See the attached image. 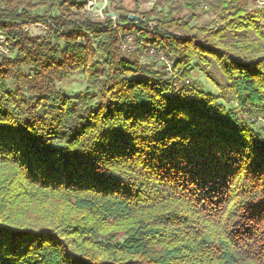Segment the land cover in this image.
Returning a JSON list of instances; mask_svg holds the SVG:
<instances>
[{
	"label": "trees",
	"instance_id": "16d2710c",
	"mask_svg": "<svg viewBox=\"0 0 264 264\" xmlns=\"http://www.w3.org/2000/svg\"><path fill=\"white\" fill-rule=\"evenodd\" d=\"M88 2L0 0V264H264V4Z\"/></svg>",
	"mask_w": 264,
	"mask_h": 264
},
{
	"label": "rangeland",
	"instance_id": "374dc122",
	"mask_svg": "<svg viewBox=\"0 0 264 264\" xmlns=\"http://www.w3.org/2000/svg\"><path fill=\"white\" fill-rule=\"evenodd\" d=\"M264 0H248L247 4L249 7H254L255 5H263ZM149 0H140V6L142 10H148L152 7H148ZM96 8L93 12V14L96 17L97 21H102V18L99 16L98 9H100L101 4H96ZM123 6L124 8L128 9L131 12H134L136 9V3L131 2L127 4H121V5H113L111 6V9L114 10L115 7ZM194 16V23L195 24H208L212 20L213 12H203V11H196L192 8H184L183 11L180 12V15H184L187 18H190L191 16ZM3 48L0 47V50ZM155 60L153 57L152 60ZM156 62L159 64V66H163L164 63L158 59H156ZM217 78L221 82L223 86L227 84L225 78L222 76V74L218 71H216ZM193 84H195L201 91L206 93H211L217 96H221L222 92L217 88L214 84H212L199 70H196L193 73V78L191 80ZM62 90L69 95H77L83 92L87 88V84L84 81L83 75L81 74H75L69 81L63 83L60 85Z\"/></svg>",
	"mask_w": 264,
	"mask_h": 264
},
{
	"label": "built area",
	"instance_id": "2783aa9c",
	"mask_svg": "<svg viewBox=\"0 0 264 264\" xmlns=\"http://www.w3.org/2000/svg\"><path fill=\"white\" fill-rule=\"evenodd\" d=\"M157 0H149L148 7H153ZM190 2H196L199 4L200 9L202 10H208L209 9V1L210 0H188ZM131 2H140V0H89L86 8L85 13H87L89 16H91L94 20H96L95 15L93 14L96 4H101L100 9H98L99 16L102 18V21H105L106 19H113L114 21L118 20V16L116 15L115 11L111 9V6L113 5H121V4H127ZM264 4V3H263ZM109 11V13H107ZM130 18V17H129ZM127 47V46H125ZM128 50L131 49V47L127 48ZM150 53L152 55L155 54L154 50H151ZM168 70L171 72V63L166 62Z\"/></svg>",
	"mask_w": 264,
	"mask_h": 264
},
{
	"label": "snow or ice",
	"instance_id": "6c2138e0",
	"mask_svg": "<svg viewBox=\"0 0 264 264\" xmlns=\"http://www.w3.org/2000/svg\"><path fill=\"white\" fill-rule=\"evenodd\" d=\"M191 115H192V112L189 111V116H191ZM210 118H211V117H210ZM185 119H187V117H185ZM172 135L175 136V135H177V133H176L175 131H173V132H172ZM184 139L186 140L187 137H185ZM183 142H184V141L182 140L181 143H183ZM259 242H260L262 245H264V237L259 238Z\"/></svg>",
	"mask_w": 264,
	"mask_h": 264
},
{
	"label": "water",
	"instance_id": "95a60500",
	"mask_svg": "<svg viewBox=\"0 0 264 264\" xmlns=\"http://www.w3.org/2000/svg\"><path fill=\"white\" fill-rule=\"evenodd\" d=\"M130 19H131V20H134V19H135V16H133V15L130 16Z\"/></svg>",
	"mask_w": 264,
	"mask_h": 264
}]
</instances>
